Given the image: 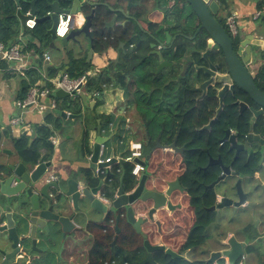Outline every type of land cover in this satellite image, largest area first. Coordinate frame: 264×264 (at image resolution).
<instances>
[{
  "label": "water",
  "instance_id": "1",
  "mask_svg": "<svg viewBox=\"0 0 264 264\" xmlns=\"http://www.w3.org/2000/svg\"><path fill=\"white\" fill-rule=\"evenodd\" d=\"M21 8L26 3L31 7L30 18L36 17L37 23H47L48 34L51 37V49H56L55 29L58 23L59 14H72L73 24L68 36L61 39L62 46L68 57L76 58L89 47L88 63L97 56L100 61H106L113 47H106L102 52L94 51L96 43L104 41L109 43L114 36L120 39L118 31L124 36L137 37L139 33L144 32L143 24L148 22L153 15L146 7L148 0H13ZM182 7H188L190 15L194 17L200 30H204L207 37L206 52L202 59L205 65H199L195 59L189 60L183 67L181 77H185L189 67L193 66V72H190L187 79L189 84H195L196 88L203 91L205 96L213 94L219 101V108L216 116L210 121L207 127L202 130L210 129L213 122L219 117L226 106L228 99L232 100V105L237 107L240 114L249 111L252 114L250 121V130L247 135L240 137L239 133L233 129H227L225 136L220 140V144H225L229 150L236 151V159L239 154L246 152L248 157L255 154L254 145H264V139L260 134L254 133V125L257 120H264V92L256 84V73L264 65V16L253 22L252 28L248 31L245 28H239L237 36L231 35L221 22V12L226 8L222 0H181ZM227 3L228 1L225 0ZM231 1V0H230ZM46 12V13H45ZM162 12L166 13L165 7ZM45 13V14H44ZM18 18L24 24L28 16L23 15L20 10L17 12ZM82 17L83 23L77 24L78 19ZM112 17V29L117 24V19L122 18L118 30L114 34L110 33L108 18ZM147 19V20H146ZM144 20H146L144 22ZM118 25V24H117ZM165 29L160 27L158 35ZM165 40H156L152 45L158 58V73L165 70L167 61L164 60L162 52L158 50L160 46L163 50H170L176 37L171 32H165ZM72 45V48H70ZM126 44L121 43L120 49L116 51L118 61L121 51L125 49ZM192 57V56H191ZM181 59L179 66L185 62ZM171 67V66H170ZM96 76V72L95 75ZM93 76V77H94ZM83 89V87H81ZM242 92V96L238 93ZM83 92L76 95L70 94L64 90L56 91L53 96L58 99L78 98V103L83 100ZM96 95V93L91 96ZM64 116V114H63ZM74 119L76 116H73ZM98 126L97 138L94 144L93 154L90 158L91 163L96 166L100 147L109 142L107 138L101 136L102 126ZM36 138V129H33L29 147ZM176 137L172 146H162L163 150L173 149L176 151ZM0 144L1 138H0ZM52 153L46 148L40 147L38 157L34 161H28L22 158L18 160L1 163L0 162V264H19L28 261L36 262L39 259L48 260L53 250L62 246L69 237L77 238L79 232L86 233L85 228L89 225L97 226L101 221L109 216L127 208L126 222L138 233H142V224L144 218H138L134 212L133 204L141 199L143 201L151 200L154 202V208L150 211V219H154V212L160 209L164 204L166 197L155 191H145L144 184L147 175H143L138 181V186L127 192L122 184L116 192L110 191V179L112 164L104 163L96 166L101 170H107V176L97 174L96 168L91 177H73L63 178L60 176L55 181H48L52 173L51 168L54 165L53 157L55 147L50 144ZM47 154H46V153ZM0 153H9L0 146ZM210 157V165L212 160ZM218 162H222L219 157ZM141 165H147V160H136ZM113 163H117L114 158ZM122 163V162H121ZM120 163V164H121ZM222 175L215 183L210 185L209 189H216L222 195L217 199L215 206L208 211L216 215L223 216L232 208L234 213L238 209L246 206L249 193L243 189L246 176L240 172L231 173L230 168L223 167ZM237 178L233 186L230 181L225 179L228 176ZM104 176V177H101ZM227 183V187L219 188L220 182ZM94 182L97 187L93 188ZM109 185H108V184ZM216 187V188H215ZM182 190L180 179L170 184L166 193L169 196L174 189ZM170 206V205H169ZM220 211V212H219ZM219 212V213H218ZM117 216L116 232L120 233V219ZM144 247L148 251V257L140 264H158L152 256L154 252H164L167 256L176 259H182V252H174L165 247L154 246L143 235ZM222 247L217 251H210L209 263L216 264L224 260L228 264H237L245 254V247L235 237H229L220 242ZM38 257H42L37 259Z\"/></svg>",
  "mask_w": 264,
  "mask_h": 264
},
{
  "label": "trees",
  "instance_id": "2",
  "mask_svg": "<svg viewBox=\"0 0 264 264\" xmlns=\"http://www.w3.org/2000/svg\"><path fill=\"white\" fill-rule=\"evenodd\" d=\"M180 2L182 1L178 0V3ZM221 2L223 6L226 7L225 9H227L228 3L225 0H222ZM26 7L28 8L29 6L26 4ZM189 15L190 11L187 10L186 6L182 7L180 11H176V16L179 18L185 16L188 17ZM157 18L159 19L158 16ZM226 20L227 18L221 19L225 28ZM158 24L159 23H154L153 27ZM177 24H179V22H177ZM48 29L49 27L47 23H37V26L34 29L35 32H37V36L42 38L41 43L45 48L50 45ZM122 33L123 32L118 31L120 40H124V35ZM109 46H116V43L115 45H112L111 40H109V43L101 41L95 44L94 51L102 52ZM199 49L201 51L206 50L205 38L202 39ZM187 50L186 44L183 45V42L177 44L179 56H183ZM194 59L196 63L204 61L196 55ZM71 60L69 71L71 72L70 76L73 79L82 76L90 69L92 70V65L88 64L84 59L77 61L72 58ZM5 62L6 60H2L0 67L5 66ZM178 69L173 72L174 74L172 76L165 73L157 76L155 75L156 66H154V76L156 79H151L147 76L144 79L145 84L140 83L139 90L135 93L136 101H134V103L137 104L136 108L141 117V124L146 133L145 141L142 139L140 142L143 145V159L150 161L149 169H154V144L156 142L161 143L160 145L173 143L178 131H180L179 141L181 144L187 143L190 146L201 147L204 152H207V155L206 153L203 154L201 151L195 152L194 154H196V156L193 155L191 160L187 161L186 169L183 170L178 168L169 174V177H173L174 174H176V176L180 179L182 188L189 196V204L194 209V223L188 229L187 226L185 229L183 228V231L186 233H182L181 231L178 232L177 227L172 225L170 222H165L164 224V231L174 232L173 241H169L168 244L172 246V249L175 252L181 249L182 253H186L204 246L209 241L210 235L207 234L206 231L216 222V215L214 212L208 210L217 203V193L214 189H206V186L209 187L216 180L220 170H218V168L211 167L207 171H203L200 168L207 163L209 156L215 157L216 153L222 154L226 163L234 162L233 167L235 171L240 172L242 176H254L255 173L259 172L262 168L264 158L260 152L251 154L250 157H248L247 153L244 152L241 153L236 160L231 161V152H228L227 150L225 152H221V150H219L220 140L224 138L227 129L231 128L238 132L240 137H243L251 132L250 121L252 114L249 111H246L241 115L238 108L232 105L231 99L226 101L228 105L214 121L212 130L210 132L200 131V129H202L210 122L211 119L214 118L218 107V99L211 94L207 97L206 101L197 102L196 98L198 92L192 90V86L187 82L188 79H180V83H183V86L181 87L182 90H180L179 93L175 90L174 107L169 109L170 111L167 114H164L163 112L166 108L165 106L161 107V109H159V107L155 108L153 103L154 91L151 93V97L153 98L152 101H149L147 97L150 90L155 87H159L161 91L162 86L168 79L178 77L180 72ZM74 71L77 73L75 74ZM50 73L53 74L56 72L50 68ZM39 79L40 76L35 71H28L26 76L22 78L20 98L22 101L27 98L31 88L38 83ZM119 84L123 87V76L119 66H117L116 70L110 77H105L103 74H97L96 76L89 78L84 87V91L87 94L96 93L101 96L106 90L105 86L110 85L118 87ZM256 84L264 92V65L259 69L256 75ZM48 87L51 88V85L48 84ZM238 93L242 96L241 91ZM53 94L54 93H52L50 97H54ZM56 99L58 101H66V105L74 111L73 113L75 115L80 116L82 114L81 103H78V98L76 100H73L71 97L65 100ZM129 107L135 106L130 105ZM155 109L159 110L156 112ZM48 121L54 124L57 129L61 127L60 121L54 119L53 116H50ZM88 131L89 130L85 131L86 135H88ZM38 132L39 137L36 139L31 148H28L29 140L25 135L15 141V147L17 152L20 154V158L28 161H34L38 157V150L40 147H44L52 153L53 150L50 147V137L54 134V132L48 126H39ZM254 133L260 134L264 139V120L262 118L258 119L254 125ZM117 166L120 170H118L119 168H116L114 173L123 177V186L125 190L127 192L132 191L138 185L137 179L132 174L133 165L129 163H122ZM173 168H175V165H173ZM112 174L113 172L108 175L109 179H112ZM112 184L113 186L111 185L110 191L114 192L120 183L119 181H116ZM183 203L186 204L185 202ZM149 208L150 203L146 205L139 204L135 207V210L137 214L146 215ZM185 221V219L180 218L178 222L184 226V224H187ZM151 225V222H148V225L145 226L144 233L148 236L150 243H154V235L150 233ZM121 227L123 229V236L120 237L118 245L113 249L107 250L105 249L106 247H102V242L98 240L94 249L91 251L92 253L90 255L89 264H139L140 260H142L146 255L143 243L144 239L137 231L131 228L125 220L120 222V228ZM152 227H154V225ZM251 229H253L251 226L245 228L244 233L247 235ZM112 237L113 234H110L108 241H111ZM257 239L258 234L255 233L254 235H249L247 240L250 242L256 241ZM109 246L110 245H108V247ZM253 251V246L246 247V252L251 253ZM259 260L260 264H264V260L261 257ZM155 261L158 264H212L209 263L208 260L189 261L185 258L176 259L159 253L156 254ZM218 264H225V261L220 260L218 261Z\"/></svg>",
  "mask_w": 264,
  "mask_h": 264
},
{
  "label": "crops",
  "instance_id": "3",
  "mask_svg": "<svg viewBox=\"0 0 264 264\" xmlns=\"http://www.w3.org/2000/svg\"><path fill=\"white\" fill-rule=\"evenodd\" d=\"M18 10L23 15L28 16L25 22L30 19L31 7L27 8L26 4H22V7L19 8L13 0H0V44L5 48L17 46L21 49L25 54L28 71H35L40 76L37 84H43L41 86H48L50 80H54L63 72L70 75L71 72L69 70L72 58L67 57L66 59L65 57L55 56L51 52L52 49L43 47L41 43L42 38L37 36V32L34 29H28L25 23L23 24L18 18ZM152 10L154 11V9ZM234 13L238 15L239 28H245L249 31L252 28L253 22L259 21L264 16V0H229L228 7L221 12L220 18H227ZM258 13H261V16L255 20V15ZM161 15L162 13L160 12H154V22L160 23ZM111 19L112 17L108 18V22H110L108 26L111 28V31L107 35L114 34L118 30L119 24L123 21L122 18H118V25L116 24L115 28L112 29L113 24L111 23ZM82 23L83 18L80 17L77 24L81 25ZM51 42L50 38V44ZM115 43L116 47L107 56L109 59L116 57V51L120 49V45L117 42ZM89 50L90 48L88 47L86 51L77 55L75 59L77 61L84 59L88 63ZM43 53L50 54V63L46 64L43 61ZM95 57L97 56L94 55L91 62L88 63L92 65V70L90 69L88 72H96L97 75V72H102L101 70L105 67L106 62L103 63L98 58L95 59ZM1 62L2 58L0 57ZM5 63V66L0 67V138L2 143L0 146L4 150H8V152H13L14 155L0 153L1 163L18 160L20 154L16 150L15 141L25 135L30 142L33 129H36V138L32 144L34 145L36 139L39 137V126H48L54 132L50 137L51 143L53 138L57 140V144L54 145V165L51 168L52 174L56 176L73 178L77 176L91 177L94 175L96 166L91 163L90 158L98 136V122L102 126L101 136L109 140V142L104 144L105 153L103 158H120L127 154L129 142L134 140L131 138V133L129 134L132 123L129 116L131 107H129L130 105H126L123 90L107 85L109 87L105 86L106 90L101 96L99 94L91 96L92 94H87L83 88L82 114L80 116L73 113L74 111L66 105V101H58L56 98L54 99L57 101V108L54 110L48 109L45 112H41L35 108L24 109L19 103L22 101L20 99L21 81L26 75H20L15 71L17 63L7 60ZM50 68L56 73H50ZM74 72L75 74L77 73L76 71ZM47 102L46 99L43 100V103ZM123 105L126 107L125 111ZM68 113H71V115L69 116ZM50 116L60 121L61 127L59 129L48 121ZM73 116H76L75 119ZM15 119H18L17 124L13 123ZM86 130H89L88 135L85 133ZM113 140L115 143L112 148L108 146V143H111ZM29 142L28 148H31L32 145L29 147ZM68 153H71V156ZM262 157L264 158V155ZM110 164H112L110 169L113 172L112 179L109 182L110 185L113 186L112 183L116 181L120 183L116 190H114L116 192L122 184L123 177L114 173L115 169L119 168L118 164L113 163V161ZM104 176H107V170H105ZM246 178H249L246 182H248L247 185L250 187V190L247 191L249 193L248 201L246 206L237 210L244 215L243 219H245V223L238 228L239 225H236L237 221L234 224V218H232L229 226L235 228V230L233 229L227 233L222 240L235 237L239 242L244 244V257L237 264H260L259 258L261 257L264 260V162L259 172L255 173L254 176H246ZM93 186V188L97 187V182H94ZM249 226L253 229L246 235L244 229ZM87 231L90 234L87 232L81 240H76L73 237L67 238L64 254L60 255L61 246L55 249L56 258H52V253L47 258L48 260L39 259L40 261L36 262H27L25 260V262L19 264H54L55 260L57 264H89L91 251L96 245L95 240L97 238L94 229ZM255 233L258 234V239L249 242L247 240L249 235H254ZM106 238L104 239L105 241ZM248 246H253L254 251L251 253L246 252V247Z\"/></svg>",
  "mask_w": 264,
  "mask_h": 264
},
{
  "label": "flooded vegetation",
  "instance_id": "4",
  "mask_svg": "<svg viewBox=\"0 0 264 264\" xmlns=\"http://www.w3.org/2000/svg\"><path fill=\"white\" fill-rule=\"evenodd\" d=\"M162 2H163L162 0H148V3H146V7H148L150 12L152 11L153 15L151 16V19L149 18L148 22L142 23L144 32L139 33L137 37L124 36V40H120V39H118V37L114 36L113 40H111L112 45H114L115 42H117L118 45H120L121 43H125L126 44L125 49L123 51H121L118 61H116L117 60L116 57H113L110 59L107 58L106 59V65L101 70L102 72H97L98 74L105 75V77H110L114 73V71L116 70V67L119 66V69L121 70V74L123 76V87H122L123 89L122 90L124 92V99H125L126 105H133V106L137 105L134 103V101H136L135 93L137 92V90H139L140 83L145 84L144 79L147 76H149L150 78H152V76L154 77V66H156L155 75H157V76L164 74L166 72L169 76H172L174 74L173 72L179 68L178 70L180 72L178 74V77H172V78L168 79L166 81V83L162 86L161 91H160L159 87H157V88L155 87L156 92H158V93L161 92V93L165 94V96H167L166 94L171 92L172 100L170 98H168V99H169L170 109L173 108L174 103H175V99H174L175 90H177L178 88H181L183 86V83H180V79H187L188 75L190 74V72L193 70V67H194V65L189 67L187 70L186 76L181 77L184 65L187 64L189 62V60H192V58L194 59L195 55L199 56V58L202 59V57L204 56V54L206 52V50L201 51L199 49V47H200V44H201L203 38H205L206 46H207V37L205 36L204 30L199 31L200 26L198 25V23L196 22L194 17H192L191 15H189L188 17L185 16V17H181V18L176 16V11H180V9L182 8V2L178 3V0H165L164 1L165 2L164 7L166 9V13H162L161 22L158 25H156L155 27H153L154 23H157V22H154V12H158L155 9L157 8V6L162 4ZM152 9H154V11ZM146 20H144V22ZM177 22H179V24H177ZM161 26H164L165 29L163 31H161L158 35H156V31H158ZM167 31L171 32L172 36L176 37V39H175L174 44L170 50L163 51V50H161L162 48L160 46L157 47L158 50L160 49V51L162 52V56H163L164 60L167 61V67L165 68V70H162V72L158 73L157 72L158 67H159L158 58H157L156 54L154 53L156 49H154L152 47V45L156 44L157 39L160 41H164L165 40L164 35H165V32H167ZM227 31L229 32L228 29H227ZM182 40L191 43L193 45V48L192 49L189 48L190 50L188 49L187 52L183 56H179L178 51H177V44H179L180 41H182ZM112 47L115 48L116 46H112ZM169 53L172 54L170 57L167 56V54H169ZM181 59L182 60L185 59L186 61L182 64L181 67L177 68V66H179L178 64H179ZM151 60H153V62H151ZM198 64L199 65H205L204 61H199ZM191 86H192V90L198 92L196 101L197 102L206 101L207 97L209 96V93L207 92V94L204 96L203 91L200 89V87L196 88L195 84H192ZM171 89H172V91H170ZM153 91H154V89H151L150 93L148 95L151 96V93H153ZM131 94H132V97H130ZM159 99L160 98H158V102L160 100L162 101V99H160V100ZM159 103H160V105H162L161 104L162 102H159ZM160 105H159V107H160ZM227 105L228 104L226 103L224 110L227 107ZM154 106H155V104H154ZM218 108H219V101H218L217 109ZM217 109H216V113H217ZM215 116H216V114H215ZM215 116H214V118H215ZM213 119H211V120H213ZM208 124L205 125L204 127H207ZM212 128H213V124H212L210 129H206V130L200 129V131H202V132L203 131H209L210 132L212 130ZM176 137H178V141L176 144V151L173 149L166 150V151L163 150L161 148V145H160L161 143H159V142H156L154 144V169L153 170L149 169L150 168L149 167L150 161L147 160L146 170L141 175V177L143 175H147V180L144 184L145 191H155V192H158V193L164 195L166 197V200L160 201V203H159V204H164V205L160 209L155 210L154 219L152 220V219H150V211L154 208V202H152L151 200L143 201L141 199H138L133 204L134 212L136 213L135 207L137 205H139V204L146 205V204L150 203V208H149L146 215H141V214L136 213V216L138 218H144V220H145L144 223L142 224V233H139V234L141 235L142 238H143V235H145L147 240H148V236L144 233V231H145V226L148 225V222H151L152 225H151V232L150 233H152L154 235V243H151V244L154 246L165 247L166 250L167 249L173 250L172 246L170 244H168V242L173 241L174 232L173 231H171V232L164 231L165 222L172 223V225L177 227L178 232L181 231L182 233H186L183 231V228L185 229V227L187 226V229H188L194 223V217H195L194 216V209L189 204V196L184 191L183 188H182V190H180L178 188L174 189V191L171 192V194L169 196H166V193L168 192V190L170 188V184L175 182L177 179H179L176 176V174H174L173 177H169V174H171V172H172L171 167H173V165H175V166L178 165L179 169L184 170L187 167V165H186L187 161L191 160V157L193 155L196 156V154H194L195 152L201 151V152H203V154L206 153V155H207V152H204V150L201 147L190 146L187 143L181 144L179 141L180 131L177 132ZM176 137H175V139H176ZM175 139H174V141H175ZM174 141H173V143H174ZM173 143L168 144V145L163 144L162 146H172ZM262 146L264 147V145H260L259 143L254 145L255 150H257L255 152V154L260 152L262 155H264V148ZM219 150H221V152H225L226 150L228 152H231L232 153V160L231 161L236 160V158H235L236 157V151L235 150L230 151L229 147L227 145L220 144ZM160 151L169 153L170 159L167 160V162H170V165H168V163L163 164L162 161H159L158 156L160 155ZM239 156H240V154H239ZM219 157L222 160L221 163L217 161ZM212 158H214L211 161L213 164L212 166H209L210 165L209 164L210 163V156H209L207 163L203 167H200V168L203 171H207L211 167L218 168V170H220V173L217 176L216 180H218V178H220V176L222 175V169L221 168H223V167L230 168L232 174H234L236 172L234 167H233L234 162L226 163V161L222 157V154L216 153V156L212 157ZM165 166H169V169H165ZM57 177L60 178V176H58V175H57ZM216 180L213 183H215ZM226 181H230L233 185L234 182L237 181V178H235V176L231 175L225 179V182ZM180 184H181V182H180ZM222 184H223V181L220 182V184L218 186H220ZM209 187L206 186V189H209ZM214 190L217 193V199H218L219 196H221L222 194L220 192H218L216 189H214ZM183 202H185L186 204H184ZM126 211H127V208H123V209L119 210L116 213V215H114V216L108 215V217L104 220V222L101 221L100 224H98L97 226H93V225L87 226L85 229L86 233L79 232L77 234L76 240L77 239L78 240L83 239L84 234H87V232H88L87 230L94 229L96 231V238H97V240H95L96 243L99 240L100 242H102V247L103 248L106 247L105 249H107V250L115 248L120 241V237L123 236L122 235V233H123L122 227H121L120 233L116 232V223H117L116 218H117V216H121L120 222L123 220L126 221ZM228 211H232V208L229 209ZM181 213H182V215H181ZM217 217H218V215H216V218ZM180 218L185 219L186 220L185 222L187 224H184V226H183L181 223H179L178 221L180 220ZM153 225H154V227H152ZM130 227L132 228V226H130ZM88 234H90V232H88ZM110 234H113V237H112L111 241H108V238H106V237L107 236L109 237ZM105 238H106V241L104 240ZM144 241H143V243H144ZM108 245H110V246L108 247ZM61 247L62 248L60 249V255L64 254V252H65V243ZM177 252H182V250L179 249ZM157 253L162 254V255H166L162 251L161 252H154V253H152L154 260H155ZM183 254L184 253H182V255ZM147 257H148V251L146 250V255L142 260H140L139 264L142 261H144L145 259H147ZM148 264H151V263H148Z\"/></svg>",
  "mask_w": 264,
  "mask_h": 264
},
{
  "label": "built area",
  "instance_id": "5",
  "mask_svg": "<svg viewBox=\"0 0 264 264\" xmlns=\"http://www.w3.org/2000/svg\"><path fill=\"white\" fill-rule=\"evenodd\" d=\"M261 16V13L255 15V20ZM73 24V15L72 14H59L58 15V23L55 29V35L57 39H63L68 36L71 32ZM25 25L28 29H35L37 26L36 17L30 18L25 22ZM226 27L229 30L230 34L233 36H237L239 33V20L237 14H231L227 17ZM0 57L2 60H7L10 62L17 63L15 71L25 76L28 71V65L26 63L25 54L21 51V49L17 46H13L10 48H5L0 44ZM43 61L47 64L51 62V56L49 53H43L42 55ZM95 75V72H87L78 78H71V76L63 72L59 74L57 78L54 80H50L51 88L48 86H41L43 84H37L31 88L27 98L19 103L22 108H35L41 112H45L48 109H56L57 101L54 99L55 97H50L52 93H55L58 90H64L70 94L76 93V95L83 92L81 87H85L89 78H92ZM48 101L47 103H43V100ZM49 99V100H48ZM70 116L71 113H68ZM14 124L18 123V119L13 120ZM52 143L57 144V140L55 138L52 139ZM105 146L101 145L99 156L96 162V166L102 165L104 163H112L114 158L104 159ZM117 163H129L133 165L132 174L135 176L137 181L140 180L142 173L146 170V167L141 165L140 163L135 162L136 160L145 161L143 159V145L140 141H130L129 149L126 155H123L120 158H116ZM121 163V164H122ZM110 169V168H109ZM97 174H104L105 170H101L100 168H96ZM58 177L53 175L52 173L48 177V181H55ZM242 264V263H240Z\"/></svg>",
  "mask_w": 264,
  "mask_h": 264
},
{
  "label": "rangeland",
  "instance_id": "6",
  "mask_svg": "<svg viewBox=\"0 0 264 264\" xmlns=\"http://www.w3.org/2000/svg\"><path fill=\"white\" fill-rule=\"evenodd\" d=\"M162 1H163L162 4L157 6V9H156L160 13H163L162 12V8L165 5V2H164L165 0H162ZM188 9L189 8L187 7V10ZM159 31H160V29L158 31H156V33H158ZM180 42H183V45L186 44L187 49H189V48L192 49L193 48V45L191 43H189V42H186V41H183V40L180 41ZM55 43H56V49H52V51H51L52 54L55 55V56H58V57H60V56L61 57H65L67 59L68 56L66 55V51H65L64 47L62 46L61 39L58 38L55 41ZM70 48H72V45H70ZM171 55H172L171 53L167 54L168 57H170ZM95 59H96V57H95ZM105 62L106 61H103V63H105ZM151 62H153V60H151ZM38 66L40 67V65H38ZM165 74H167V72ZM153 78H155V76L154 77L152 76L151 79H153ZM118 88H120L121 90L123 89L122 86H120V84H119ZM179 90H182V88H178L176 90V92L179 93L180 92ZM170 91H172V89ZM166 95L167 96H165V94H163V93L156 92L155 88H154V102L153 103L155 104V108L156 107L158 108L159 105H160L159 102H162L161 103L162 106H160L159 109H161V107L165 106L166 108L163 110L164 114H167L169 112V109H170L169 103H168V100H169L168 98H170L172 100L171 92H169ZM130 97H132V94L130 95ZM157 97L160 98V99L163 98V100L161 101L159 99L160 101L158 102V98ZM148 100L152 101L153 98L150 95H148ZM123 108H124V111H125L126 107L124 105H123ZM158 110L155 109L156 112ZM129 116H130V118L132 120L131 129H130V132H129V134L131 133V138L134 141H142V139H143V141H145V139H146V135L145 134L146 133H145V130H144L142 124H141V117L138 114L136 105H135V107H131V111L129 112ZM114 143H115V141L113 140L111 143H108V146L113 148L114 147ZM110 153H111V151H110ZM68 154L71 156V153H68ZM169 157H170L169 153L160 151V155L158 156V159H159V161H162L163 164L168 163V165H170V162H167V160L170 159ZM177 168H178L177 166H175V168L171 167L173 172H174V170H177ZM165 169H169V166H165ZM235 184H236V182H234L233 186ZM247 184H248V182H246L244 180L243 189H244V191L246 193H247V191L250 190V187H248ZM227 185H228L227 183H223L222 185L219 186V188L222 189L224 187H227ZM263 195H264V190H263ZM243 217H244V215H242L239 211H237L236 213H234V211H228L223 216L218 215V217L216 218L217 221L214 224H212L206 231L207 234L210 235L209 241L204 246H202V247H200L198 249H195V250L188 251V252L184 253L183 256L189 261H193V260H208L210 258V251L220 250L222 248L220 246V242L222 241V238L224 236H226L227 233H229L233 229L235 230V228H232L231 226H229V224H231L230 220L232 221V218H234V224L237 221L236 225H239L238 226V228H239L240 225H243L245 223V219H243ZM56 256L57 255L55 254V249H54L52 258H56ZM39 258H42V257H38L37 259H39ZM29 261H30V259L27 262H29ZM54 264H57L56 260H55Z\"/></svg>",
  "mask_w": 264,
  "mask_h": 264
}]
</instances>
